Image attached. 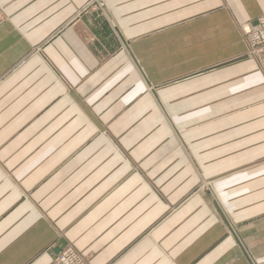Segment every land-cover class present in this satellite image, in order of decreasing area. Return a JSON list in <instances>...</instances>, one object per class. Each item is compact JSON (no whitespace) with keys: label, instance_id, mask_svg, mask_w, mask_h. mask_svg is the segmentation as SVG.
Listing matches in <instances>:
<instances>
[{"label":"crops","instance_id":"0c3cea01","mask_svg":"<svg viewBox=\"0 0 264 264\" xmlns=\"http://www.w3.org/2000/svg\"><path fill=\"white\" fill-rule=\"evenodd\" d=\"M262 15L0 0V264H264Z\"/></svg>","mask_w":264,"mask_h":264},{"label":"built area","instance_id":"2783aa9c","mask_svg":"<svg viewBox=\"0 0 264 264\" xmlns=\"http://www.w3.org/2000/svg\"><path fill=\"white\" fill-rule=\"evenodd\" d=\"M245 38H247L248 43L255 45V46H261V44L264 45V15L261 16L257 20V26L253 29L250 28L248 30H245ZM253 58H258L261 61H264V50H259L257 52H249L248 53ZM75 251L73 248H68L64 250L56 259L54 264H77L78 261H75L74 258L77 256L75 255ZM77 254V253H76ZM85 264V263H82Z\"/></svg>","mask_w":264,"mask_h":264},{"label":"rangeland","instance_id":"374dc122","mask_svg":"<svg viewBox=\"0 0 264 264\" xmlns=\"http://www.w3.org/2000/svg\"><path fill=\"white\" fill-rule=\"evenodd\" d=\"M263 16V15H262ZM260 18V17H259ZM258 18V19H259ZM257 19V20H258ZM242 36H243V41H244V43H245V45H246V47H247V54L250 52H253V51H255V52H257V51H259V50H264V45L263 44H261V46H255V45H252V44H250V43H248V40H247V38H245V37H247V36H245V31H244V28H242ZM248 57L249 58H252V59H256L257 61H259V62H261V63H263L264 61H261V60H259L258 58H253V57H251L249 54H248ZM210 190H213V188H212V186H211V182H208V183H206V184H202L201 185V187L198 189V192H207V191H210ZM219 209H221V211L223 210L222 209V207H220ZM74 251L77 253H75V255L77 256L76 258H74V260L75 261H78L77 262V264H82V263H85V264H90V262H89V258L88 257H86V256H84V255H82V254H80L79 252H77L75 249H74ZM60 255V254H59ZM58 255V256H59Z\"/></svg>","mask_w":264,"mask_h":264},{"label":"bare ground","instance_id":"6f19581e","mask_svg":"<svg viewBox=\"0 0 264 264\" xmlns=\"http://www.w3.org/2000/svg\"><path fill=\"white\" fill-rule=\"evenodd\" d=\"M257 26V24H249V25H246L245 27H244V29L245 30H248V29H250V28H255Z\"/></svg>","mask_w":264,"mask_h":264},{"label":"water","instance_id":"95a60500","mask_svg":"<svg viewBox=\"0 0 264 264\" xmlns=\"http://www.w3.org/2000/svg\"><path fill=\"white\" fill-rule=\"evenodd\" d=\"M255 24H257V21L255 22Z\"/></svg>","mask_w":264,"mask_h":264}]
</instances>
